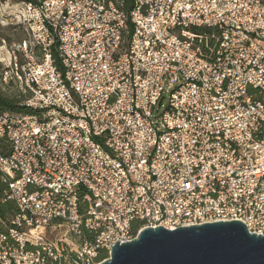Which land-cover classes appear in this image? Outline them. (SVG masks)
<instances>
[{"label": "built area", "instance_id": "obj_1", "mask_svg": "<svg viewBox=\"0 0 264 264\" xmlns=\"http://www.w3.org/2000/svg\"><path fill=\"white\" fill-rule=\"evenodd\" d=\"M18 12L25 59L42 60L5 73L29 97L26 113L0 110V205L15 206L0 214V264H94L146 227L238 221L262 234L264 0ZM61 227L92 236L71 257L47 237Z\"/></svg>", "mask_w": 264, "mask_h": 264}, {"label": "water", "instance_id": "obj_2", "mask_svg": "<svg viewBox=\"0 0 264 264\" xmlns=\"http://www.w3.org/2000/svg\"><path fill=\"white\" fill-rule=\"evenodd\" d=\"M98 264H264V230L250 233L238 221L142 229L116 242Z\"/></svg>", "mask_w": 264, "mask_h": 264}, {"label": "rangeland", "instance_id": "obj_3", "mask_svg": "<svg viewBox=\"0 0 264 264\" xmlns=\"http://www.w3.org/2000/svg\"><path fill=\"white\" fill-rule=\"evenodd\" d=\"M22 3L27 2L21 0H0V91L4 96L15 98L18 104L29 97L28 92L24 89V82L16 79H6L5 81V73L10 75L9 69L13 68L15 60L18 63H23L26 60L23 52V41L28 39V34L25 31V26L21 24L22 18L18 12ZM26 55L32 56L31 59L26 61L35 63L42 60V54L37 49H32V54L27 50ZM0 186H2L1 181ZM65 230V227L56 228V230L49 229L47 237L57 241L65 251L67 250V255L69 256L74 254L76 250H80L82 243L90 240L92 236V234L86 232H82L80 235L65 234ZM106 257L107 254H104L103 258L97 260L94 264L99 263ZM67 260L65 264H69Z\"/></svg>", "mask_w": 264, "mask_h": 264}, {"label": "trees", "instance_id": "obj_4", "mask_svg": "<svg viewBox=\"0 0 264 264\" xmlns=\"http://www.w3.org/2000/svg\"><path fill=\"white\" fill-rule=\"evenodd\" d=\"M24 2H29V3H35L36 0H21ZM113 2H115L118 7L125 13V14H129L132 9L134 8V0H111ZM129 31H132V25H130L129 23ZM56 57V54H53ZM21 104V103H20ZM20 104H18V101L15 98H11L8 96H4L1 91H0V110L3 112H9L12 114H19V113H26V109L22 106H20ZM2 149L3 152L8 153V144L6 142V140L2 141ZM4 188V186H0V192L2 191V189ZM15 213V208L12 202H6L4 205H0V214L2 216L5 215V219L9 218L10 216H12ZM139 224L138 223H134L132 225V233L133 235L136 233V230L138 229ZM104 256L103 253H100L97 260L102 259Z\"/></svg>", "mask_w": 264, "mask_h": 264}, {"label": "flooded vegetation", "instance_id": "obj_5", "mask_svg": "<svg viewBox=\"0 0 264 264\" xmlns=\"http://www.w3.org/2000/svg\"><path fill=\"white\" fill-rule=\"evenodd\" d=\"M22 103V102H21Z\"/></svg>", "mask_w": 264, "mask_h": 264}]
</instances>
